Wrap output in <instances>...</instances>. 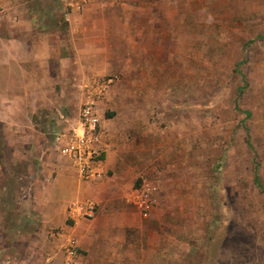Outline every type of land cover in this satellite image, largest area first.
I'll return each mask as SVG.
<instances>
[{
	"label": "rangeland",
	"instance_id": "rangeland-1",
	"mask_svg": "<svg viewBox=\"0 0 264 264\" xmlns=\"http://www.w3.org/2000/svg\"><path fill=\"white\" fill-rule=\"evenodd\" d=\"M66 1L4 0L0 30L28 20L65 45L71 37ZM91 5V13L109 12L83 19L89 36L100 40L87 45L103 47L97 53L104 64L87 75L112 79L98 102L102 121L118 133L129 157L150 159L157 169L134 183L152 189L150 214L143 217L124 198V209L99 226L106 230L102 239L86 247L75 241L77 254L68 264H264V193L254 181L256 174L264 188V0ZM105 25L114 32L98 31ZM71 94L63 117L55 109L36 117L45 136L37 147L28 144L29 131L0 124L1 212L13 240L0 247V264H35L30 258L36 251L52 264L48 233L38 236L43 244L28 246L35 225L27 220L32 206L24 199L43 173L36 155L56 152L58 139L76 123L83 101ZM99 211L97 204L93 217Z\"/></svg>",
	"mask_w": 264,
	"mask_h": 264
},
{
	"label": "crops",
	"instance_id": "crops-1",
	"mask_svg": "<svg viewBox=\"0 0 264 264\" xmlns=\"http://www.w3.org/2000/svg\"><path fill=\"white\" fill-rule=\"evenodd\" d=\"M3 1L0 2L3 4ZM93 3H96V0H88L81 11L66 15L67 34L71 37L66 40L68 43L65 45L63 39L53 36L55 33L39 31L37 27L28 24V20H20L12 24L5 23L1 27L0 124L5 130L25 134L29 131L28 144L31 146L37 147L45 137L36 119L39 113L46 111L49 113L55 109L63 117L64 102L70 99L69 92L72 93V97L84 101L85 95L92 91L88 83L92 77L87 73L92 71L93 66L104 64L101 54L97 53L103 47L95 44L100 40L93 38L92 35L89 36L91 29L85 27L83 19L89 15L108 17L109 12L99 8L91 13L89 7ZM97 25L96 23L95 26ZM123 26L122 33L125 34L127 23H123ZM96 28L93 27V30ZM98 31H104L105 34L114 32L106 25L100 27ZM110 41L112 42L111 39ZM92 42L95 43L87 45ZM131 78H133L132 82L136 80L134 77ZM133 88L132 86V91ZM103 99L100 101L102 102ZM134 112L136 113L132 109L131 113L134 114ZM108 115L112 116L113 112ZM100 123L104 132H106V126L109 131L103 142L104 176L101 179L94 181L82 179L76 166L57 151L36 155L43 166V173L39 176L41 178L38 177V182L35 181L34 187L32 186L31 193L34 194L24 199V202L31 203L32 206L31 210L29 209L32 213H28L30 218L27 220L35 225V228L29 229L27 240L31 248L35 243L43 244L38 236L48 233L52 237L50 244L47 242L44 244H47L52 264H64L65 256L62 247L69 237L77 241L79 246L86 247L98 243L106 232L99 226L107 218L115 215L113 211L124 209L119 206V202L124 198L127 203L134 205L136 189L142 185L136 187L134 183L157 169L152 166L153 161L150 159L137 158L136 160L135 157H129L125 146L118 143V133L114 132L111 124L106 125L102 118ZM107 139L108 142H106ZM18 144L27 143L19 142ZM145 180L146 178L143 179ZM152 193L151 189V196ZM78 200L95 201L100 206V211L92 219H83L74 225L70 219H67L66 212L69 203ZM1 206L0 201V247L3 245L8 247L10 245L6 242L13 240L6 230L8 222L1 212ZM41 211L42 218L38 219ZM57 227L61 228V234L53 232V228ZM16 230L15 227L11 229L9 226V231L14 235ZM37 253L40 254V251H36L35 257L32 256L30 260L35 264H43L44 257L38 256ZM122 257L128 258V255L124 254Z\"/></svg>",
	"mask_w": 264,
	"mask_h": 264
},
{
	"label": "built area",
	"instance_id": "built-area-1",
	"mask_svg": "<svg viewBox=\"0 0 264 264\" xmlns=\"http://www.w3.org/2000/svg\"><path fill=\"white\" fill-rule=\"evenodd\" d=\"M88 0H68L71 12L80 11ZM69 14V12H67ZM66 14V15H67ZM111 78L92 77L88 81L92 88L91 93L85 95L78 118L71 131L63 134L56 144V151L68 158L78 169L79 176L84 180L94 181L103 177L104 131L101 127V114L98 102L107 93L111 84ZM135 207L143 217H147L152 210L151 189L147 184H142L136 189L133 200ZM97 210V203L92 200H78L70 203L67 207V218L77 223L81 218H92ZM75 240L67 239L63 245L68 264L77 254ZM51 258L47 259L50 262ZM3 264H26L15 263L6 259Z\"/></svg>",
	"mask_w": 264,
	"mask_h": 264
},
{
	"label": "trees",
	"instance_id": "trees-1",
	"mask_svg": "<svg viewBox=\"0 0 264 264\" xmlns=\"http://www.w3.org/2000/svg\"><path fill=\"white\" fill-rule=\"evenodd\" d=\"M246 114H247V112H246ZM254 181H255L256 184L259 186L260 190L264 193V188L259 184V182H258V177H257L256 174L254 175Z\"/></svg>",
	"mask_w": 264,
	"mask_h": 264
}]
</instances>
